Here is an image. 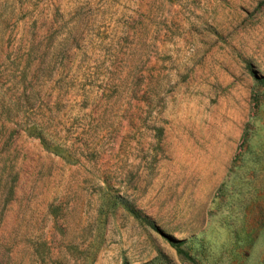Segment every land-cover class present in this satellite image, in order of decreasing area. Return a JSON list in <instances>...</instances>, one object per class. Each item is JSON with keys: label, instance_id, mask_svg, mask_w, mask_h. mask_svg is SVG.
Listing matches in <instances>:
<instances>
[{"label": "rangeland", "instance_id": "obj_1", "mask_svg": "<svg viewBox=\"0 0 264 264\" xmlns=\"http://www.w3.org/2000/svg\"><path fill=\"white\" fill-rule=\"evenodd\" d=\"M0 264H264V0H0Z\"/></svg>", "mask_w": 264, "mask_h": 264}]
</instances>
